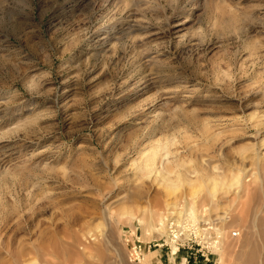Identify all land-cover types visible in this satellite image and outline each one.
Here are the masks:
<instances>
[{
	"label": "rangeland",
	"instance_id": "obj_1",
	"mask_svg": "<svg viewBox=\"0 0 264 264\" xmlns=\"http://www.w3.org/2000/svg\"><path fill=\"white\" fill-rule=\"evenodd\" d=\"M156 145L169 179L239 173L248 192L201 190L197 208L231 217L224 264H264L260 238L240 246L264 216V0H0V264H128L123 201L164 220L193 194L167 202L138 169Z\"/></svg>",
	"mask_w": 264,
	"mask_h": 264
},
{
	"label": "built area",
	"instance_id": "obj_2",
	"mask_svg": "<svg viewBox=\"0 0 264 264\" xmlns=\"http://www.w3.org/2000/svg\"><path fill=\"white\" fill-rule=\"evenodd\" d=\"M227 213L215 219L210 209L201 208L196 215L187 211L183 204L171 206L165 211L160 225L164 233L157 231L145 233L143 225L135 221L124 234L128 251V264H143L145 254L151 249L163 251L168 248L183 255L184 264H208L210 255L221 245L226 224L230 218ZM240 231L233 230L232 238H238Z\"/></svg>",
	"mask_w": 264,
	"mask_h": 264
},
{
	"label": "bare ground",
	"instance_id": "obj_3",
	"mask_svg": "<svg viewBox=\"0 0 264 264\" xmlns=\"http://www.w3.org/2000/svg\"><path fill=\"white\" fill-rule=\"evenodd\" d=\"M258 148L259 147L253 148L252 156H254V157H251V158L254 160V162L260 164V163H262L261 162L262 155H264V154H262L261 150H259ZM161 149H164V147L160 146V145H156V146L152 147L149 150L150 154L137 167H138V169H140L142 171V173H145V174L146 173H148V174L153 173V175H156V177L161 178L160 180L162 181V184H163V187L165 190V197H166L167 202L171 198H174V197L176 198V191H177L176 189L181 184H186V186L188 185V187L193 190V194L189 198H188V196H182L175 201L168 202L166 205H168L170 207L178 205L179 203H181V204H183L184 208L187 211H189L192 215H196V213L198 211V208H197L198 202L197 201H198V198H200L199 196H201V195H198V193H197L198 191L202 190L208 198H212V199L214 198V195H215L217 189L226 185V187H225V190H226V189H228L230 184H231V186L236 185V187L240 188V191H243L244 193L248 192V188L245 185H243L240 181L239 173L237 175H232V177L229 179V181H228V178L226 176L221 175V174H215V176H212V177L211 176H204L202 174V176L200 177V183L196 180L190 179L189 177H187L186 175H183V174H179V176L176 177V178H178L177 180L169 179L168 176H166L164 163L162 165L160 164V166H161L160 169L158 166H156V158L159 155V151ZM263 161H264V159H263ZM259 166H261V165H259ZM197 178H199V177H197ZM141 185L139 184V189L135 194L136 196L141 194L140 193ZM128 191H131V190L129 189ZM127 194H129V193H127ZM185 195H187V194H185ZM239 196L241 197L240 194H239ZM131 199H132V197H130L128 200H131ZM121 202H122V200H121ZM123 209H125V210L120 213L121 215H124L126 218L131 219V220L132 219H138L141 224H145V226L147 227L146 232H145L146 234L152 233L151 232L152 229L154 231L159 232V233L165 232L164 230H162V227L160 226L163 223V215H162L163 213L158 212V210H156V208L144 209V212L148 213V217H144V216L140 217L139 215L137 216L134 213L132 207L129 206L128 201L125 200V201H123ZM108 213H109L108 215H110L112 212L109 210ZM105 214H107V213H105ZM242 218H244V216H241V217L239 216V219H242ZM156 220L158 222H156ZM258 220L260 221V226L258 227V230H252L250 228V229L246 230V232L243 233L241 240H240V246L241 247L248 246L249 243L255 238H260L262 244L264 245V216H261ZM228 221H230V220H228ZM227 222H225V224H227ZM255 226H256V224H255ZM89 233H90V231H89ZM226 234H227V231L224 232L223 236H226ZM103 236H106V233ZM95 237L97 238V236L95 235L93 237V239ZM105 239H107V238H105ZM105 241H107V240H105ZM173 250H175V252L177 253L175 248L172 249L171 253H173ZM218 250H219V253L221 255V263L224 264L225 258H226L225 252L230 253L231 251H233L232 245L230 243H226V244L221 243V245L218 247ZM147 254L145 255L143 264H151V261L155 259V253L148 251ZM255 257H256L255 252H253V251H251V252L242 251V253L240 254V259L242 261H244L245 264H252V261ZM31 264H33V263H31Z\"/></svg>",
	"mask_w": 264,
	"mask_h": 264
}]
</instances>
